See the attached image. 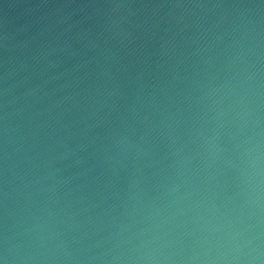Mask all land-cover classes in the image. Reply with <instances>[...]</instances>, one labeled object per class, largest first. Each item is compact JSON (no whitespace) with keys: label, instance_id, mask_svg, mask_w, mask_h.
Masks as SVG:
<instances>
[{"label":"water","instance_id":"1","mask_svg":"<svg viewBox=\"0 0 264 264\" xmlns=\"http://www.w3.org/2000/svg\"><path fill=\"white\" fill-rule=\"evenodd\" d=\"M257 246L264 0H0L2 264Z\"/></svg>","mask_w":264,"mask_h":264},{"label":"clouds","instance_id":"2","mask_svg":"<svg viewBox=\"0 0 264 264\" xmlns=\"http://www.w3.org/2000/svg\"><path fill=\"white\" fill-rule=\"evenodd\" d=\"M236 252L238 255L233 257L232 261H226V264H264V252H261L258 246L248 252H241L237 247Z\"/></svg>","mask_w":264,"mask_h":264}]
</instances>
